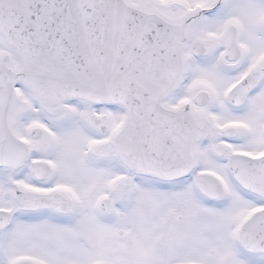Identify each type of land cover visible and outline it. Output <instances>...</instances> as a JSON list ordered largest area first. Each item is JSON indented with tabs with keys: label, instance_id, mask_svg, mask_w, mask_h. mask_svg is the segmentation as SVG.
I'll list each match as a JSON object with an SVG mask.
<instances>
[{
	"label": "snow or ice",
	"instance_id": "1",
	"mask_svg": "<svg viewBox=\"0 0 264 264\" xmlns=\"http://www.w3.org/2000/svg\"><path fill=\"white\" fill-rule=\"evenodd\" d=\"M0 264H264V0H0Z\"/></svg>",
	"mask_w": 264,
	"mask_h": 264
}]
</instances>
